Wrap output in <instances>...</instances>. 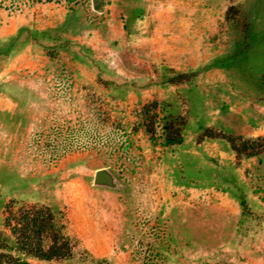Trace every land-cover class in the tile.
I'll return each instance as SVG.
<instances>
[{
  "label": "rangeland",
  "instance_id": "obj_1",
  "mask_svg": "<svg viewBox=\"0 0 264 264\" xmlns=\"http://www.w3.org/2000/svg\"><path fill=\"white\" fill-rule=\"evenodd\" d=\"M11 201L78 242L25 264H264V0H0Z\"/></svg>",
  "mask_w": 264,
  "mask_h": 264
},
{
  "label": "trees",
  "instance_id": "obj_2",
  "mask_svg": "<svg viewBox=\"0 0 264 264\" xmlns=\"http://www.w3.org/2000/svg\"><path fill=\"white\" fill-rule=\"evenodd\" d=\"M167 137L178 140L179 132ZM78 242L67 232L62 212L48 205L11 201L5 208L0 229V264H25L26 258L63 262L78 253Z\"/></svg>",
  "mask_w": 264,
  "mask_h": 264
}]
</instances>
